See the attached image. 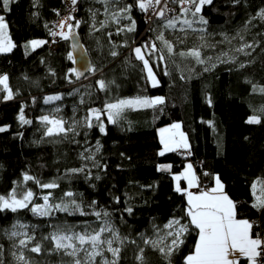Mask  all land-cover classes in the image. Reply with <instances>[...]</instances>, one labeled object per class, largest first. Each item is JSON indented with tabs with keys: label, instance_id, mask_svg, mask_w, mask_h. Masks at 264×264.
I'll return each instance as SVG.
<instances>
[{
	"label": "trees",
	"instance_id": "trees-1",
	"mask_svg": "<svg viewBox=\"0 0 264 264\" xmlns=\"http://www.w3.org/2000/svg\"><path fill=\"white\" fill-rule=\"evenodd\" d=\"M134 3L122 0L106 5L100 0H77L72 24L76 20L81 23L73 30L90 57L91 69H95L78 80L72 71L69 39L62 38L56 51L47 43L35 48L31 45L33 40L48 41L51 22L64 12L63 0H10L7 8L0 0V16L13 44L10 51L0 52V77L7 76L8 94L9 90L12 94L11 99L5 98L8 94L0 98V127L6 129L0 132V195L7 196L13 189L18 194L31 190L36 194L33 203L42 204L49 191L50 201L55 203L70 191L74 195L64 196L65 201L75 199L85 212H101L97 220L94 215L78 213L56 211L50 217H39L29 209L15 213L5 210L0 212V229L23 223L28 227L21 231L34 234L40 241L55 225H76L79 231L85 221L98 228L108 219L121 239L126 238L123 244H114L122 249L120 264H140L136 259L140 249L144 250L145 264H185V257L195 250L198 229L186 215L187 197L176 191L174 175L189 161L194 165L202 162L195 165L200 188L211 187L217 176L236 203V216L260 218L259 231L264 233V209L253 207L264 189V92L260 91L264 89V19L260 16L264 0H212L198 14L207 24L193 23L197 31L180 23L175 29H164L159 19L148 27L145 13L133 7L128 13H120L136 22L135 31L129 32L130 21L120 19L117 23L113 13ZM185 18L196 21L190 13L178 19ZM182 27L186 30L181 31ZM161 32L173 44L171 55L156 40ZM153 42L162 51L144 54L157 77L156 86L150 83L133 51ZM244 44L252 45L245 49L250 55L236 51ZM192 48L200 49L204 64L179 54ZM113 51L118 55L112 56ZM100 79L112 82L106 91L99 89ZM49 96L60 99L45 103ZM137 97H161L163 103L125 109L115 124L102 116L105 133L86 126L89 109ZM21 112L31 123L20 120ZM47 113H55L66 122V129L74 131L45 135L47 126L40 118ZM251 116L261 122L247 123ZM173 122L182 124L189 147L182 155L177 151L160 155L158 129ZM163 165H170V172L161 171ZM73 168L84 171L72 173L69 170ZM26 174L41 183L55 181L59 187L41 189L34 180L24 181ZM104 212L110 216L104 217ZM173 219L188 225V232L170 256L144 243V239H166L169 231L164 226ZM166 243L161 242L160 247L167 252L170 241ZM42 244L45 249L51 247L48 241ZM0 245L3 264H19L12 253L18 255L21 249L14 248L13 240L3 231ZM23 251L34 264H68L71 260L63 253Z\"/></svg>",
	"mask_w": 264,
	"mask_h": 264
},
{
	"label": "snow or ice",
	"instance_id": "snow-or-ice-1",
	"mask_svg": "<svg viewBox=\"0 0 264 264\" xmlns=\"http://www.w3.org/2000/svg\"><path fill=\"white\" fill-rule=\"evenodd\" d=\"M100 2L108 4H120L122 0H100ZM10 0H2L3 7L7 8ZM71 3L75 5L77 0H71ZM180 4L181 13L185 16L191 14V16L196 17V21L190 19L180 20L173 16L169 18L167 16L168 12H174V8H170L169 4ZM212 3V0H135L134 4L124 5L118 9V12L113 13V19L118 23L120 19H127L130 21V25L127 27L129 32L135 31L136 22L131 18L130 15L121 16L120 13H128L133 7H137L140 11L144 13L152 12L157 19L162 21L160 27L164 29H175L177 24L180 23L186 26V29H193V23L198 22L200 24H207V20L203 15H198L202 12V8L205 5ZM188 5V6H186ZM74 10V9H73ZM95 16V13H93ZM262 19H264V11L260 13ZM150 19V18H149ZM75 20V17L71 14L61 20L58 27L62 29L60 32H51L53 36H61L63 39H68L69 36H74V28L80 26V21L76 20L75 25L70 23V21ZM104 22H101V27H104ZM67 31H63L64 28ZM7 29V24L4 22L3 16H0V34L4 33ZM184 27L180 30L185 31ZM124 29H120L123 31ZM154 31V29H150ZM198 31L204 32L205 29H199ZM204 37L201 36V39ZM242 38V37H241ZM225 40H229L227 35L224 37ZM156 40L160 41L165 49H167L168 54H173L174 47L173 44L165 38L163 33H158ZM55 42V41H54ZM183 42V41H181ZM47 43L44 40H33L31 45L33 48L38 47ZM13 45L11 43L0 40V52L10 51ZM203 47V45L201 46ZM252 45L244 44L240 48H237V52H243L245 55H250V53L245 52L246 48H251ZM150 50V51H149ZM135 53V58L142 61L143 70L146 71L148 79L152 81L153 86H156L158 81L156 80L153 68L149 63V59L145 58V52H149V55L156 52H161L162 49L157 47L155 42L150 44H144L142 46L135 47L133 49ZM181 56H190L196 60L199 64H204L206 61L201 58V51L199 48H192L188 52L179 53ZM112 56L118 55L117 52L113 51ZM225 55H227L225 53ZM159 60L163 61L164 56L160 55ZM211 60V57H208ZM214 66V65H213ZM241 68L245 67L244 64L240 65ZM93 73L95 69H90ZM208 69L206 68L205 71ZM72 71H76L73 69ZM81 73H77V77ZM7 76L0 77V85H3L5 89L8 88ZM112 82H105V80L100 79L97 81L98 87L101 91H106L109 84ZM260 91L264 92V89ZM6 99H11L12 94L9 90V94ZM59 96H49L45 98V103L52 100H59ZM83 102V101H82ZM163 103V98L156 97L154 99L148 98H135V99H122L115 103H106L103 108H91L88 110V116L85 118V124L87 127H98L101 133L106 132V126L104 121L101 119L102 116L107 117V121L110 124L117 123L121 114L125 109L137 108V107H152L157 104ZM41 121L47 127L45 135L53 136L66 134L69 131H74L73 128H65V121L62 119L52 118L45 115L42 116ZM20 120L27 124L31 121L25 120L23 112H21ZM95 121L96 123H93ZM261 121L257 116L249 117L247 123L249 124H259ZM179 124L173 125V128L178 129ZM6 129L0 127V132ZM78 134V133H77ZM181 143L177 146L187 147V144L183 142V134L181 133ZM163 142V141H162ZM97 151H99V142H97ZM165 151L174 150L169 143L164 142ZM160 155H164L162 151ZM82 158L83 154H81ZM87 159H94L93 157H87ZM72 173L83 172L84 168H73L69 170ZM184 179L188 181L189 187H192L196 183L195 175L192 173V166L189 165L188 169L184 173ZM24 181L34 180L35 183L41 189H56L59 185L55 181L41 183L39 180H35L34 177L30 175H24ZM180 177H177L179 180ZM256 185H253L255 190ZM177 192H181L179 184L176 188ZM187 192V190H184ZM35 193L31 190L25 192L17 193L15 189L11 191L7 196L0 195V212L5 210L11 211L13 213L22 210L29 209L31 213L39 217H50L54 212H64L69 215L79 214L81 216L94 215L97 220L101 219V212L95 211L93 213L85 212L79 203L75 199L65 201L63 199L66 197H73L72 192H65L61 197L59 203L51 202L50 197L52 193L49 191L48 194L42 197L43 203L37 204L33 203ZM257 203L253 207L259 209H264V189H262V195L258 196ZM188 208L186 215L190 218V223L198 229V241L195 244V250L192 254L185 257V264H238L236 259V254L246 258L248 264H264V239H261L259 233H253V224L246 219L236 218V205L223 191V185L217 178L216 187L212 188L210 192H202L199 195H193L191 192H187ZM29 205L31 207L29 208ZM131 212V208L128 209ZM104 217H109L110 213L104 212ZM28 225L23 223H15L11 225L10 229H0L8 239L13 240V247L21 249L20 253L17 255L13 252L12 255L19 264H34L33 261L29 260L24 255V249L31 253L41 254L44 251L49 253H63L65 256L71 258L68 264H120L121 259V247H114L113 245L117 242L123 244L124 239H121L118 231H116L110 220L104 219L102 224L98 228H92L87 221L83 222V227L77 231L76 225L59 224L55 225L54 230L48 235L42 236L40 241L36 240L34 234H29L27 231H21L26 229ZM165 228L173 229L174 231H169L167 236H171V244L167 248V252L164 247H160L162 241L144 239L145 244H150L151 247L157 249L159 252L170 256L172 252L179 248V246L184 242L183 237L185 233L188 232V225L181 224L179 219H173L169 221ZM105 233L111 234L106 236ZM18 238V239H17ZM143 238V237H142ZM35 241V243H33ZM42 241H48L51 245L50 248L45 249L43 247ZM135 243V241H133ZM29 245H32L29 247ZM3 246L0 245V255H2ZM105 252L111 253L112 259L109 260L105 256ZM144 250L140 249V255L136 257L140 264H145V257L143 254ZM97 257L100 260H97ZM232 257V258H230ZM0 264H3V260H0Z\"/></svg>",
	"mask_w": 264,
	"mask_h": 264
},
{
	"label": "built area",
	"instance_id": "built-area-1",
	"mask_svg": "<svg viewBox=\"0 0 264 264\" xmlns=\"http://www.w3.org/2000/svg\"><path fill=\"white\" fill-rule=\"evenodd\" d=\"M188 6V5H186ZM63 7H64V12L55 20H53L50 24V33L51 32H60L62 29H60L58 27L59 23L61 22V20H63L64 18H66L67 16H69L70 14L72 16H74V11H75V7L76 5H73L71 3V0H63ZM169 7L170 8H174L175 11L174 12H168L167 13V16L169 18L175 16L177 18L181 17L183 14L181 13V5L180 4H169ZM74 9V10H73ZM150 18V19H149ZM145 19H146V22L148 24V27L150 25L153 24V22H155L157 20L156 16L153 15V13L150 11L148 13H145ZM70 23H72V21H70ZM63 31H67V28L65 27L63 29ZM62 39L61 36L57 35V36H53L50 34L49 36V39L47 41V46L48 48L51 50V51H56L58 49V46H59V41ZM55 41V42H54ZM177 154L178 155H182L184 154V151L183 150H179L177 151ZM202 162L200 161H196L195 162V165H201ZM201 189H209V187L207 186H203ZM249 222H251L253 224V233H259L260 234V237L261 239H264V233L260 232L259 229H260V224H261V221H260V218H254V219H249Z\"/></svg>",
	"mask_w": 264,
	"mask_h": 264
},
{
	"label": "rangeland",
	"instance_id": "rangeland-1",
	"mask_svg": "<svg viewBox=\"0 0 264 264\" xmlns=\"http://www.w3.org/2000/svg\"><path fill=\"white\" fill-rule=\"evenodd\" d=\"M0 40H4L5 42H8L9 43V40H8V28L6 29V31L2 34H0ZM154 72V71H153ZM155 74V73H154ZM156 77V75H155ZM150 80V79H149ZM156 80H157V77H156ZM158 81V80H157ZM150 83L152 84V81L150 80ZM158 84V83H157ZM156 84V85H157ZM153 85V84H152ZM2 90H4V93L6 92V89L4 88L3 85H0V98H1V93H2ZM156 97H153V98H148V99H154ZM53 101V100H52ZM137 108H142V107H137ZM55 114V113H54ZM53 113H47V114H44L43 116L47 115L49 116L50 119L52 118H56V119H60L59 117H57L56 115H54ZM44 123V122H43ZM45 124V123H44ZM175 124H179L180 127L178 129L176 128H173V125ZM46 125V124H45ZM47 127H50V125H46ZM65 126V125H64ZM66 128V126H65ZM181 133L183 134V142H185L187 144V147H183V146H177L179 145L182 141H181ZM158 134H159V137H160V140L162 142V148H161V152H166L165 149H164V142H167L169 143L170 146L173 147V149H175L176 147H179V148H182V149H187L189 147V141H188V137H187V134L186 132L183 130V127H182V124L180 122H173L171 124H168V125H165V126H162L158 129ZM189 164L191 165L192 167L194 166L195 168V165L193 163H191L190 161L186 163V165ZM188 166V165H187ZM185 169V168H184ZM175 228L173 229H169L168 228V231H174ZM106 235V233H105ZM170 241V244H171V240H172V237L171 236H167L166 239H164L162 242L165 243V245L167 244L166 242L167 241ZM168 244V246L170 245ZM115 247V245H113ZM105 256L111 260L112 259V256H111V253H108V252H105ZM97 260L99 261L100 258L97 257Z\"/></svg>",
	"mask_w": 264,
	"mask_h": 264
},
{
	"label": "water",
	"instance_id": "water-1",
	"mask_svg": "<svg viewBox=\"0 0 264 264\" xmlns=\"http://www.w3.org/2000/svg\"><path fill=\"white\" fill-rule=\"evenodd\" d=\"M75 35L69 36V43L71 48V54L74 63V69L76 70L74 74L77 77V73H81L78 80L85 79L86 75L90 72L91 69V60L90 57L83 45V42L79 34L73 30ZM161 171L170 172V165H163L160 167Z\"/></svg>",
	"mask_w": 264,
	"mask_h": 264
},
{
	"label": "crops",
	"instance_id": "crops-1",
	"mask_svg": "<svg viewBox=\"0 0 264 264\" xmlns=\"http://www.w3.org/2000/svg\"><path fill=\"white\" fill-rule=\"evenodd\" d=\"M9 43H11V45H13L11 41H9ZM11 49H12V48H11ZM6 52H7V51H6ZM4 94H5V95L8 94V88L6 89V92H5V93H4V90H2L1 96L4 95ZM160 141H161V140H160ZM161 144H162V142H161ZM179 150H184V149L179 148V147H176V148H175L174 150H172V151H179ZM166 152H171V151H166ZM190 162H191V161H190ZM191 163H193V162H191ZM187 165L189 166V164H187ZM187 165H186V164L184 165V168H185V169L183 168L182 171H181L180 173L174 175V181H175V185H176V187H177V185L179 184V187L181 188L182 192H184V193L186 194V197H187V192H191L193 195H199V194H201L202 192H210L212 188L216 187V181H217V178H218V177H217V176H214V178H213V183H212L211 187H209V189H207V190H205V189H201V190H200V178H199L198 173H197V171H196V168H194V166L192 167V173L195 175L196 183H195L194 186L189 187V185H188V181H187L186 179L183 178L184 173H185L186 170L188 169V166H187ZM177 177H180V179L177 180ZM218 179H219V178H218ZM219 181H220V183L223 185V191H224V193L228 195V193H227L226 190H225V186H224L223 182H222L220 179H219ZM182 182H184V185H182ZM185 189L187 190V192L184 191ZM228 197H229V198L233 201V203L236 205L235 201H234L229 195H228ZM187 201H188V200H187ZM236 218H237V219H242V218H238L237 216H236ZM246 220H248V219H246ZM248 221H249V220H248ZM197 241H198V238H197ZM197 241H196V242H197ZM191 254H192V253H191ZM189 255H190V254H189ZM230 258H232V257H230ZM236 259L238 260V264H239V262H241V261H245V262L248 264L246 258L240 256L238 253L236 254Z\"/></svg>",
	"mask_w": 264,
	"mask_h": 264
}]
</instances>
